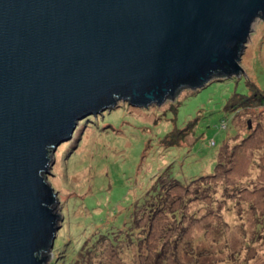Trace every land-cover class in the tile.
Here are the masks:
<instances>
[{
	"label": "rangeland",
	"instance_id": "374dc122",
	"mask_svg": "<svg viewBox=\"0 0 264 264\" xmlns=\"http://www.w3.org/2000/svg\"><path fill=\"white\" fill-rule=\"evenodd\" d=\"M239 64L245 74L147 107L119 99L78 122L45 175L61 219L44 264H264V108H226L251 92L249 82L264 94V18L252 23ZM174 128L188 133L163 143ZM162 171L182 186L155 213Z\"/></svg>",
	"mask_w": 264,
	"mask_h": 264
},
{
	"label": "water",
	"instance_id": "95a60500",
	"mask_svg": "<svg viewBox=\"0 0 264 264\" xmlns=\"http://www.w3.org/2000/svg\"><path fill=\"white\" fill-rule=\"evenodd\" d=\"M257 17L264 0H0V264L50 259L45 175L80 120L243 72Z\"/></svg>",
	"mask_w": 264,
	"mask_h": 264
},
{
	"label": "trees",
	"instance_id": "16d2710c",
	"mask_svg": "<svg viewBox=\"0 0 264 264\" xmlns=\"http://www.w3.org/2000/svg\"><path fill=\"white\" fill-rule=\"evenodd\" d=\"M222 78H219V79H213V80H222L224 78H227V77H223V75H220ZM249 86L251 88V92L249 94H233L232 97L230 98V100L228 101V103L226 104V108L228 109H231V110H234L236 111V114L235 116L237 115V113L239 114V110L242 109H250L251 107H263L264 108V94L262 93V91L252 82H249ZM172 107H174V105H172ZM88 118V117H87ZM222 127H225V124H222L221 125ZM185 129H176L174 128V130L170 131L169 133H167L163 139H161V141L165 144H174V142L180 140L181 138H176V136L178 135V132H181V133H184V136L185 134H187L188 132L186 131ZM177 139V140H176ZM210 144H214V141L212 140ZM165 146V145H164ZM219 154V153H218ZM220 158V157H219ZM221 164V161L219 160L217 165H216V173H217V166ZM216 173H213L211 175H206V176H216ZM219 174V173H218ZM222 176V174H221ZM204 177V176H203ZM217 178H220L218 175H217ZM156 184L159 185V192L157 194L156 197H154V202H157L158 200V203H159V206H157L156 204V207H154L153 211L151 212H155V213H164V211H162V204H161V199H164V202H167L169 199L166 198L167 194H169L171 188H174V187H177V186H182V184H180L176 179H172L170 177H168V173L166 171H162L158 174L157 178H156ZM190 185V184H189ZM209 187V186H208ZM193 191V190H192ZM192 191L188 192L190 195H187L185 194L186 196H190L188 199L191 198L192 196ZM167 193V194H164V193ZM187 192V190H186ZM164 194V195H162ZM198 195L197 193H194L193 196H196ZM151 199V198H150ZM148 199V200H150ZM180 199V197H179ZM184 199V198H183ZM183 199H180V201H182ZM187 199V200H188ZM147 200V201H148ZM172 201H176L178 202L177 200H173L171 199V204H172ZM146 206V204H145ZM171 207V205L168 206L167 209H169ZM149 208H152V207H149ZM148 207H144V210L143 208L140 210L141 213H145L146 209L148 210L149 209ZM166 209V207L164 208V210ZM181 209H183V207H181ZM162 211V212H161ZM173 213H176V212H173ZM154 214V213H153ZM166 216H168V214H165ZM176 215V214H175ZM142 216V215H141ZM184 213L183 212H180L176 215L175 219H176V229L178 226V223L182 224L180 222V220L182 219V217L184 218ZM134 220V219H133ZM138 220V219H137ZM180 226H183V225H180ZM133 228L135 229L134 227V223H133ZM170 228V227H168ZM132 236V234H130ZM129 235V237H130ZM103 236V235H102ZM126 237V236H125ZM107 238L109 239H113L114 238H111V237H108ZM119 240V239H118ZM133 240V239H132ZM139 244L136 243V246H138ZM93 246V245H92ZM92 246H86L84 247L86 250H90V248ZM155 258L158 260V259H161L160 257V250L157 252V255L155 256ZM77 260V259H76Z\"/></svg>",
	"mask_w": 264,
	"mask_h": 264
}]
</instances>
